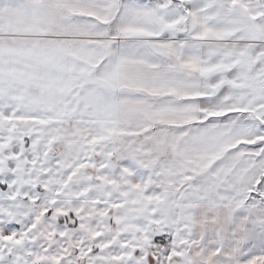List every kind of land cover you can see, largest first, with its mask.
I'll return each instance as SVG.
<instances>
[{
	"label": "snow or ice",
	"instance_id": "6c2138e0",
	"mask_svg": "<svg viewBox=\"0 0 264 264\" xmlns=\"http://www.w3.org/2000/svg\"><path fill=\"white\" fill-rule=\"evenodd\" d=\"M0 264H264V0H0Z\"/></svg>",
	"mask_w": 264,
	"mask_h": 264
}]
</instances>
